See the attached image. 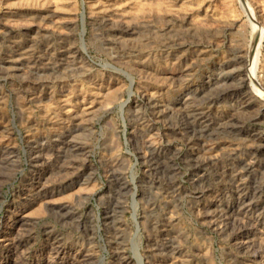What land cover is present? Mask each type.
I'll use <instances>...</instances> for the list:
<instances>
[{"label":"rangeland","instance_id":"1","mask_svg":"<svg viewBox=\"0 0 264 264\" xmlns=\"http://www.w3.org/2000/svg\"><path fill=\"white\" fill-rule=\"evenodd\" d=\"M0 264H264V0H0Z\"/></svg>","mask_w":264,"mask_h":264},{"label":"bare ground","instance_id":"2","mask_svg":"<svg viewBox=\"0 0 264 264\" xmlns=\"http://www.w3.org/2000/svg\"><path fill=\"white\" fill-rule=\"evenodd\" d=\"M255 62H256V61H255V59H254V62H253V65H252V69H253V66L255 65ZM16 70L19 71V69H16ZM16 70H15V71H16Z\"/></svg>","mask_w":264,"mask_h":264}]
</instances>
